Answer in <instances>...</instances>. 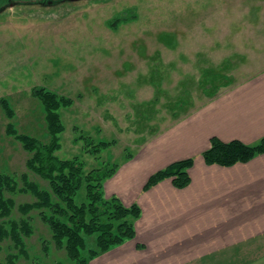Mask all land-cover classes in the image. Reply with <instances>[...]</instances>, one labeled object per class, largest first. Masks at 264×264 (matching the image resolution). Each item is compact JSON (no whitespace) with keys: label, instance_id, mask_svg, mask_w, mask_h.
I'll list each match as a JSON object with an SVG mask.
<instances>
[{"label":"rangeland","instance_id":"rangeland-1","mask_svg":"<svg viewBox=\"0 0 264 264\" xmlns=\"http://www.w3.org/2000/svg\"><path fill=\"white\" fill-rule=\"evenodd\" d=\"M262 73L264 0L5 6L0 8V100H9L14 116L0 103V171L18 180L26 173L49 188L27 168L29 154L22 143L7 133L14 123L20 132L46 139L43 107L32 94L36 86L74 99L60 110L66 128L57 155L79 156L89 171L131 159L153 136ZM81 131L97 142L116 143L94 155L82 140L75 141ZM7 195L16 203L14 220L25 218L20 204L36 200L30 193ZM30 216L34 233L24 238L26 257H18L16 264H77L56 248L39 212ZM0 246V264L19 253L9 237Z\"/></svg>","mask_w":264,"mask_h":264},{"label":"crops","instance_id":"crops-1","mask_svg":"<svg viewBox=\"0 0 264 264\" xmlns=\"http://www.w3.org/2000/svg\"><path fill=\"white\" fill-rule=\"evenodd\" d=\"M264 139V73L205 103L153 136L104 181V194L141 207L136 236L89 264H264V153L231 166L208 164L211 138ZM193 159L191 182L149 177Z\"/></svg>","mask_w":264,"mask_h":264},{"label":"trees","instance_id":"trees-1","mask_svg":"<svg viewBox=\"0 0 264 264\" xmlns=\"http://www.w3.org/2000/svg\"><path fill=\"white\" fill-rule=\"evenodd\" d=\"M32 92L43 107L46 139L20 132L14 123L8 124L7 133L22 143L29 154L27 168L45 179L49 188L31 181L26 173H21V180H18L15 174L0 171V240L9 237L18 249L19 253L8 255V264H16L21 255L26 257L24 238L34 233L30 214L37 210L40 219L49 226L56 248L64 250L75 263L88 264L95 257L136 236L135 221L140 217L141 207L135 203L126 206L119 196L107 197L104 194V181L114 176L119 163L113 166L104 163L102 167L88 171L79 156L62 159L57 155L61 148L60 136L66 128L60 110L72 106L74 99L42 85L34 87ZM0 103L13 117L14 110L10 108L9 100L2 98ZM80 140L84 142L86 150L94 155H100L103 149L116 143L114 139L97 142L93 136L85 135L82 131L75 139L76 142ZM210 143L203 153L208 164L231 166L248 162L264 153V139L250 145L237 139L225 142L213 137ZM192 165V158L173 162L151 175L145 187L148 189L161 179L171 178L175 186L185 188L191 182L189 169ZM81 190H84V198L78 202ZM23 192L32 194L36 200L20 204L18 210L25 214V218L14 220L11 215L16 203L7 194Z\"/></svg>","mask_w":264,"mask_h":264},{"label":"flooded vegetation","instance_id":"flooded-vegetation-1","mask_svg":"<svg viewBox=\"0 0 264 264\" xmlns=\"http://www.w3.org/2000/svg\"><path fill=\"white\" fill-rule=\"evenodd\" d=\"M27 1H34L35 5L41 6H49V5H58L60 2H72L75 0H0V8H4L5 6L14 7L16 4L27 3ZM90 1H98V0H90Z\"/></svg>","mask_w":264,"mask_h":264}]
</instances>
